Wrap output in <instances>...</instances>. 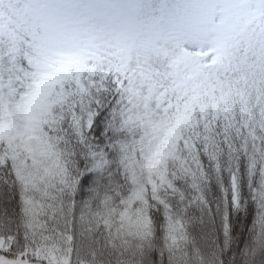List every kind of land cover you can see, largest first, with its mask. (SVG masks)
I'll return each instance as SVG.
<instances>
[{
	"label": "snow or ice",
	"instance_id": "1",
	"mask_svg": "<svg viewBox=\"0 0 264 264\" xmlns=\"http://www.w3.org/2000/svg\"><path fill=\"white\" fill-rule=\"evenodd\" d=\"M0 264H264V0H0Z\"/></svg>",
	"mask_w": 264,
	"mask_h": 264
}]
</instances>
